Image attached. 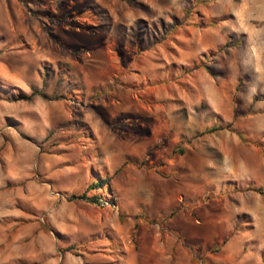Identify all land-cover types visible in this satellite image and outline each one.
Listing matches in <instances>:
<instances>
[{
    "label": "rangeland",
    "instance_id": "rangeland-1",
    "mask_svg": "<svg viewBox=\"0 0 264 264\" xmlns=\"http://www.w3.org/2000/svg\"><path fill=\"white\" fill-rule=\"evenodd\" d=\"M0 264H264V0H0Z\"/></svg>",
    "mask_w": 264,
    "mask_h": 264
},
{
    "label": "crops",
    "instance_id": "crops-1",
    "mask_svg": "<svg viewBox=\"0 0 264 264\" xmlns=\"http://www.w3.org/2000/svg\"><path fill=\"white\" fill-rule=\"evenodd\" d=\"M80 66H83L84 67V65H80ZM109 74H110V70L107 72L106 71V74H105V76L104 77H106V79H109L110 78V81H112L111 80V75L109 76ZM104 80V79H103ZM97 81V82H96ZM101 78L99 77V76H93V79H92V81H91V84L90 83H88V85H96L97 83H101ZM131 257V259L133 260H135V257H137V253L136 252H132L131 254L130 253H128V255L124 258V259H126L127 260V257ZM136 261V260H135Z\"/></svg>",
    "mask_w": 264,
    "mask_h": 264
},
{
    "label": "trees",
    "instance_id": "trees-1",
    "mask_svg": "<svg viewBox=\"0 0 264 264\" xmlns=\"http://www.w3.org/2000/svg\"><path fill=\"white\" fill-rule=\"evenodd\" d=\"M85 13H87V12H85ZM64 21V22H67V21H69L70 20V17H64L63 19H61V21ZM18 99H22V98H18ZM182 151H179V153H181ZM104 181L105 180H103V179H101V178H99V180H95V181H93L92 182V187H90V189H98L99 187H103V184H104ZM102 189V188H101ZM86 199V198H85ZM92 201H94V202H96L97 201V197H92V198H90Z\"/></svg>",
    "mask_w": 264,
    "mask_h": 264
},
{
    "label": "built area",
    "instance_id": "built-area-1",
    "mask_svg": "<svg viewBox=\"0 0 264 264\" xmlns=\"http://www.w3.org/2000/svg\"><path fill=\"white\" fill-rule=\"evenodd\" d=\"M96 202H100V203H101V201H100V200H98V199H97V201H96Z\"/></svg>",
    "mask_w": 264,
    "mask_h": 264
}]
</instances>
